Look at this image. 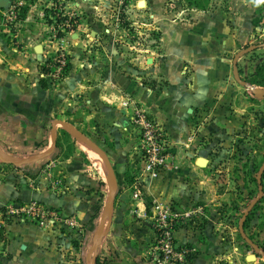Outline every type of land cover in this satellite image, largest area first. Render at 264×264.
<instances>
[{
	"label": "crops",
	"instance_id": "1",
	"mask_svg": "<svg viewBox=\"0 0 264 264\" xmlns=\"http://www.w3.org/2000/svg\"><path fill=\"white\" fill-rule=\"evenodd\" d=\"M92 1L91 8L71 0L80 23L56 41L48 38V24L34 17L33 0L22 7L12 28L3 23L5 9L0 8V143H15L13 154L0 146V156L26 160L46 154L18 165L1 161L17 169L0 174V264H95L92 258L101 252L111 264H145L154 238L153 201L209 207L201 210L200 227L186 225V219L175 235L194 249L187 264H213L224 247L214 230L210 169L213 159L226 152L223 147L213 152V147L225 146L239 126L228 109L237 111L235 99L246 87L233 83L230 63L253 35L254 7L234 0L227 12L199 10L193 20L161 22L158 46L150 50L113 35L124 26L92 21L87 12L99 11L98 0ZM49 42L67 52L69 67L61 80L45 86L34 49L40 45L43 53ZM148 63L156 73L142 80L139 69ZM136 109L163 129L175 171L149 178L140 170L136 151L131 152L137 145L130 121ZM66 126L89 140L90 134L108 136L112 146L106 150L99 140L90 141L105 153L112 179L108 169L106 177L97 169L95 178L83 149L86 162L74 156L78 136ZM48 162L52 166L43 172ZM54 180L59 187H53ZM106 186L109 194L102 205ZM31 200L74 216L81 232L62 223L39 226L3 215L12 201Z\"/></svg>",
	"mask_w": 264,
	"mask_h": 264
},
{
	"label": "rangeland",
	"instance_id": "2",
	"mask_svg": "<svg viewBox=\"0 0 264 264\" xmlns=\"http://www.w3.org/2000/svg\"><path fill=\"white\" fill-rule=\"evenodd\" d=\"M63 1L64 0H59L61 3ZM82 1L85 6L88 3V6L91 8L93 6L92 4H95L92 0ZM140 1L142 0H98V10L100 13H104L105 16L98 15L97 12L99 11L87 13L89 15L93 14L92 21L98 19L104 23H117L124 26L123 28L125 31H116L113 35L115 34L118 38H126V40L130 42L133 41V43L142 45L144 48L151 50L156 49L158 46L161 33L157 27L161 25V22L165 25L173 19H177L179 22H185L193 20L192 16L195 14V11L201 10L205 13L208 11L212 13L217 11L227 12L235 7L234 0H143L145 2L144 5H140ZM246 2L254 7L253 35L250 36L247 43L240 45L232 54L233 56L237 51L249 45L257 46L255 50L242 55L237 61L239 76L244 81L257 78L255 68L264 61V2L262 0H246ZM64 6L66 9H71L77 16V24L73 29L77 28L80 23V14L75 10V6L71 0H65ZM36 8L38 10H35L34 17L48 24V38L51 35L53 36L52 40L56 41L54 37H57L59 33L68 34L70 32V30L63 32L54 29V25L51 23L52 20L47 21L45 18L38 16L39 6H36ZM138 12L142 14H138ZM3 23L5 25L8 24L7 26L11 28L14 25V22L6 23L4 20ZM49 43V48L46 47L42 53L43 59L38 60L39 64L37 63L41 71L43 69L42 61L52 55L57 48L56 43L55 46L51 42ZM149 66H151V64L148 63L147 69H139L142 73H138V75L142 77V80L155 75L156 71ZM41 81L44 82L43 84L45 86H48L47 80L41 78ZM147 83L150 85L151 82ZM233 83L239 85L234 79ZM254 87L264 89V87L261 86ZM235 100L237 111L228 109V114L230 117H234L239 121V126H237V130L229 134L230 140L225 146H219L218 143L214 145L213 152L221 147H223L226 152L222 158L213 159L210 169L213 187L209 193L210 198L213 199L211 203L212 212L217 217L214 220V224L216 225L214 230L224 247L221 255H216V260L213 264H264V196H262L264 195V190L262 191V185L264 187V95L261 98H257L253 96L250 90L245 89L244 91L242 90ZM83 131L87 132L86 128ZM134 132L135 129H132V133ZM89 136H91V138H89L92 142L99 140L97 143L103 149L107 148L106 146H112L111 143L107 141V139H109L108 136H105V138L99 135L90 134ZM62 138L66 139L64 134ZM103 138L105 139L104 142H102ZM77 140L78 142L77 144L75 142L74 147L75 157L81 161H85L87 156L84 151L87 150L95 154L89 149L90 146L85 140L80 137H78ZM0 146L6 150L7 153L13 154L10 147L15 146V143H6L2 141ZM99 150L105 155L101 148ZM135 151L136 144L131 147V152L133 154ZM95 156L97 155L95 154ZM97 158L99 157L97 156ZM3 159L6 158L0 156V174L14 173L17 168H15V166L2 164L1 161H3ZM99 161L101 163L102 160L99 158ZM92 163L93 162L90 163L91 171L95 178L98 179V168L93 166ZM102 166L105 172L98 170L105 176L107 167L104 163ZM103 190L104 198L103 200L101 199L102 205L106 203L107 195L109 194L107 186L105 189L103 188ZM96 196L99 197L98 193H96ZM256 198V202L251 205ZM110 202L111 197L108 200V203ZM190 207L200 208L199 205L196 204L190 205ZM249 207L250 209L245 214ZM207 208L209 207L201 206L200 210L204 212ZM201 215L202 213L200 212L195 214L192 218H188L186 225L190 222L191 227H200L203 222ZM247 217L248 220H246ZM77 232L79 233L81 230L79 229ZM78 233L77 235L79 236L80 234ZM91 243H93L92 240H90L89 247L85 253L87 263H90L89 259L91 257V248L93 245ZM74 246L76 247L77 244H74ZM74 261H76V259Z\"/></svg>",
	"mask_w": 264,
	"mask_h": 264
},
{
	"label": "built area",
	"instance_id": "3",
	"mask_svg": "<svg viewBox=\"0 0 264 264\" xmlns=\"http://www.w3.org/2000/svg\"><path fill=\"white\" fill-rule=\"evenodd\" d=\"M28 1L32 2V0H8L3 14L4 21L15 22L20 10L28 4ZM33 2L39 6L38 16L47 21L52 20L54 29L65 32L76 26L77 16L71 9H66L65 0L64 3L59 0H33ZM42 66L41 78L50 83L61 80L69 67L67 52L58 45L54 53L42 61ZM130 121L136 132V155L140 170L149 178H157L166 170L175 171L177 166L174 164L166 135L160 125L149 113L139 109L134 111ZM51 166L52 163L48 162L43 172H49ZM53 183H55L54 188L61 184L59 180H54ZM152 209L154 238L145 264H187L188 256L194 249L178 242L175 235L176 228L180 222L200 213V208L190 206L182 208L173 202L153 201ZM3 215L9 220L24 221L39 226L46 225L50 221L55 224H65L76 230L81 227L74 216L64 217L57 208L35 200L25 203L12 201L5 207Z\"/></svg>",
	"mask_w": 264,
	"mask_h": 264
},
{
	"label": "water",
	"instance_id": "4",
	"mask_svg": "<svg viewBox=\"0 0 264 264\" xmlns=\"http://www.w3.org/2000/svg\"><path fill=\"white\" fill-rule=\"evenodd\" d=\"M141 2H144V1H140V5ZM7 4H8V1L7 0H0V8H6L7 7ZM257 48L256 45H249L247 47H244L242 49H240L239 51H237L234 55H233V58H232V61H231V72H232V77L233 79L239 83L240 85L246 87V89L250 90L251 93L253 94V96L257 97V98H261L263 95H264V89H259V88H256L252 85H248L240 76H239V71H238V66H237V60L244 54L252 51V50H255ZM36 55H37V59L38 60H41L42 59V47L40 45H37L34 49ZM67 129H69L70 131H72L73 133H75V135H77L78 137H80L81 139L85 140L86 143L90 146V149L104 162V164L106 165L107 169H108V179H112V175H113V172H112V167L110 165V162L109 160L107 159V157L101 153V151L89 140L87 139L85 136H83L81 133H79L77 130H75L74 128L72 127H69V126H66ZM46 154H38V155H34L32 156L31 158L29 159H26V160H20V159H15V158H12V157H9L5 154L2 153V157L3 158H6L4 159L5 162H9V163H13V164H23V163H27V162H31L33 160H36V159H39L43 156H45ZM260 191H261V188H260ZM261 193V192H260ZM261 195V194H260ZM113 196V193L111 195V197ZM257 198L253 200V202L251 203L254 204L256 202ZM250 209V207L246 210L245 214L248 212V210ZM245 216V215H244ZM244 219V217H243ZM242 219V220H243ZM96 247L95 246V251H96ZM92 259H95V255L93 256Z\"/></svg>",
	"mask_w": 264,
	"mask_h": 264
},
{
	"label": "trees",
	"instance_id": "5",
	"mask_svg": "<svg viewBox=\"0 0 264 264\" xmlns=\"http://www.w3.org/2000/svg\"><path fill=\"white\" fill-rule=\"evenodd\" d=\"M61 35H62V33L58 34V36H61ZM255 73L257 75V78H255L253 80H246L245 82L248 85L264 87V61L261 64L256 66ZM263 190H264V187L262 185V191ZM262 196H264V195H262ZM246 220H248V217L246 218ZM3 238H4L3 231H2V227L0 226V243L2 242ZM191 257H192V255L188 256V260ZM95 264H111V263H109V261L107 260L106 255L103 252H101L95 256Z\"/></svg>",
	"mask_w": 264,
	"mask_h": 264
},
{
	"label": "bare ground",
	"instance_id": "6",
	"mask_svg": "<svg viewBox=\"0 0 264 264\" xmlns=\"http://www.w3.org/2000/svg\"><path fill=\"white\" fill-rule=\"evenodd\" d=\"M143 2H141V4H142ZM142 5H144V4H142ZM86 144V143H85ZM87 145V144H86ZM90 149V148H89ZM87 151V150H86ZM87 154L90 156V158H91V160H92V162H93V164L99 169V170H102V171H104L105 169L103 168V166H102V164L104 163L103 161H101V163H100V161H99V158H97V156H95V154H93L92 152H89V151H87ZM104 169V170H103Z\"/></svg>",
	"mask_w": 264,
	"mask_h": 264
}]
</instances>
